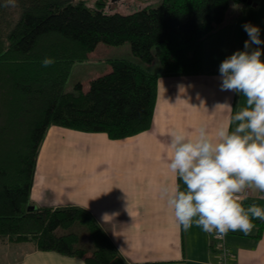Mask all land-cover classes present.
<instances>
[{
    "label": "trees",
    "instance_id": "16d2710c",
    "mask_svg": "<svg viewBox=\"0 0 264 264\" xmlns=\"http://www.w3.org/2000/svg\"><path fill=\"white\" fill-rule=\"evenodd\" d=\"M231 2L241 1L160 0L127 14L82 0H17L11 15L0 7V240L85 264H131L85 209L30 208L40 146L51 126L111 140L148 130L158 78L203 71V43L223 29ZM98 43H128L137 60L107 59L110 70L85 92L80 82L65 91L73 66ZM44 57L55 62L44 66Z\"/></svg>",
    "mask_w": 264,
    "mask_h": 264
},
{
    "label": "crops",
    "instance_id": "0c3cea01",
    "mask_svg": "<svg viewBox=\"0 0 264 264\" xmlns=\"http://www.w3.org/2000/svg\"><path fill=\"white\" fill-rule=\"evenodd\" d=\"M245 21L264 30V0L256 7L230 3L223 29L203 43L202 72L158 78L148 130L111 140L105 133L51 126L37 155L30 205L85 209L131 264H217L218 256L212 246L214 233L204 232L196 224L184 229L160 188L177 182L181 188L186 187L168 168L171 129L192 134L205 124L214 134L229 116V109L220 103H231L233 113L246 106L242 93L220 88L218 72L220 61L243 47L247 38L242 28ZM109 70L108 66L104 72ZM87 88L84 85L83 92ZM249 190L244 206L264 205V192L255 187ZM255 220L264 222L256 216ZM259 227L254 223L247 234L239 229L226 234L231 264H264V228ZM81 262L85 264L78 257L39 251L33 242L0 240V264Z\"/></svg>",
    "mask_w": 264,
    "mask_h": 264
},
{
    "label": "clouds",
    "instance_id": "9594fccd",
    "mask_svg": "<svg viewBox=\"0 0 264 264\" xmlns=\"http://www.w3.org/2000/svg\"><path fill=\"white\" fill-rule=\"evenodd\" d=\"M16 2L0 0V7ZM242 28L243 47L226 55L218 72L220 88L242 93L246 106L233 113L231 103H220L229 116L214 134L205 124L192 134L171 129L168 168L186 187L177 182L160 188L184 229L196 224L218 237L237 229L247 234L254 227L251 216L264 219V205L245 207L240 196L248 187L264 192V30L250 21ZM54 62V57L42 60L44 66Z\"/></svg>",
    "mask_w": 264,
    "mask_h": 264
},
{
    "label": "rangeland",
    "instance_id": "374dc122",
    "mask_svg": "<svg viewBox=\"0 0 264 264\" xmlns=\"http://www.w3.org/2000/svg\"><path fill=\"white\" fill-rule=\"evenodd\" d=\"M79 0H75L78 2ZM84 5L88 7H101L107 13L117 12L121 14L130 13L141 7H156L159 5L160 0H82ZM15 8L12 5L5 7L4 12L8 15L14 13ZM111 58H124L137 60L133 57L128 43L120 46H108L98 43L94 51L88 54L86 61L75 64L72 68L69 78L64 86L65 91H72L77 82L88 87L89 80L96 75H103L105 69L108 67L107 59ZM150 70L157 72L159 65L154 61Z\"/></svg>",
    "mask_w": 264,
    "mask_h": 264
},
{
    "label": "built area",
    "instance_id": "2783aa9c",
    "mask_svg": "<svg viewBox=\"0 0 264 264\" xmlns=\"http://www.w3.org/2000/svg\"><path fill=\"white\" fill-rule=\"evenodd\" d=\"M240 196L243 205H245L248 198L250 197L249 187L246 188L244 192L240 194ZM225 237L226 235L223 237H218L215 234H213L212 237V246L218 256L217 264H231L232 253L230 252L229 248L226 245Z\"/></svg>",
    "mask_w": 264,
    "mask_h": 264
},
{
    "label": "water",
    "instance_id": "95a60500",
    "mask_svg": "<svg viewBox=\"0 0 264 264\" xmlns=\"http://www.w3.org/2000/svg\"><path fill=\"white\" fill-rule=\"evenodd\" d=\"M240 1L246 3L247 5L256 7L260 0H240ZM30 208H34V207L31 206Z\"/></svg>",
    "mask_w": 264,
    "mask_h": 264
}]
</instances>
